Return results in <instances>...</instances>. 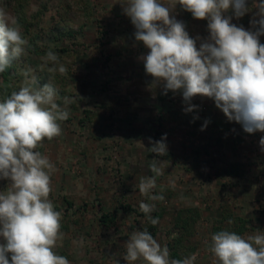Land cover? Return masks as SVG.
<instances>
[{
  "label": "rangeland",
  "instance_id": "rangeland-1",
  "mask_svg": "<svg viewBox=\"0 0 264 264\" xmlns=\"http://www.w3.org/2000/svg\"><path fill=\"white\" fill-rule=\"evenodd\" d=\"M121 2L0 0V7L6 8L11 18L17 20L22 14L26 21L42 27L44 38L43 28L49 30L58 23L66 22L76 31L75 36L61 41L52 37L38 40L59 55L66 74L41 70V56L25 52L20 61L28 67L21 68L13 80L20 88L23 71L31 68L35 86L51 84L58 94L57 103L69 112L68 119L60 122L61 135L45 139L37 149L54 164L49 199L60 209L62 226H66L61 229L64 236L56 252L70 264H128L124 260L125 242L150 222L139 208L143 201L155 204L151 217L161 214L154 238L169 252V242L174 244V238L182 233L174 227L177 215L183 209L196 208L200 215L195 231L186 234L178 247L186 250L185 257L196 254L194 264H213L211 236L226 214L247 220L242 236L264 233V150L259 145L264 132L246 133L210 98L194 97L190 103L197 108L185 112L189 105L182 92L164 94L162 85L145 72L140 57L148 49L135 40L136 29ZM247 6L249 11L240 18L232 10L225 15L232 16L231 22L237 26L255 31L250 22L259 19L255 15L258 9L254 0H247ZM172 15L185 24L190 37L201 38L198 47L209 37L207 20L193 18L179 5ZM19 26L28 41L37 32L36 26H29V33ZM259 39L264 43V35ZM164 134L167 154L157 156L148 150L152 146L149 138L159 141ZM224 151L239 159L233 162L243 160L244 175L230 177L242 180V190L233 189L235 182L228 180L223 187L233 185L223 192L213 185L217 181L221 185L218 177L222 179L221 173L231 163L224 164ZM153 162L162 167L163 174L156 177L150 194L163 195L162 201L149 200L137 187L141 177L155 175L150 171ZM216 163L223 170L217 169ZM194 168L199 169L198 187L191 182ZM8 183L0 180V191H5ZM67 200L74 203L70 209ZM128 205L133 210L125 208ZM106 211L116 212L115 224L100 222L101 213ZM81 238L82 245L78 243Z\"/></svg>",
  "mask_w": 264,
  "mask_h": 264
},
{
  "label": "clouds",
  "instance_id": "clouds-1",
  "mask_svg": "<svg viewBox=\"0 0 264 264\" xmlns=\"http://www.w3.org/2000/svg\"><path fill=\"white\" fill-rule=\"evenodd\" d=\"M121 5L136 29L135 40L148 49L140 57L145 72L162 85L164 94L182 92L189 105L185 112L197 108L190 103L194 97L210 98L246 133L264 132V43L259 39L264 35V0H254L259 19L250 23L255 31L237 26L232 16L225 15L232 10L236 18L244 16L249 11L247 0H122ZM177 5L193 18L207 20L210 35L199 47L201 38L190 37L185 24L172 15ZM27 45L21 27L0 7V73L25 53ZM40 60L41 70L67 73L52 50ZM32 72L31 68L23 71L19 91L0 102V180L9 182L0 191V264H70L56 252L64 234L62 213L49 199L55 167L37 151L45 139L61 135L60 122L68 119L69 112L57 103L58 94L51 84L35 86ZM166 135L159 141L149 138L152 146L148 150L157 156L167 154ZM259 145L264 150V137ZM150 171L155 175L140 178L139 193L151 201H162L163 195L150 193L163 169L153 162ZM139 208L152 225L159 223L158 217L149 215L155 204L141 201ZM78 243L82 245L83 238ZM125 248L128 264H194L197 259L196 254L170 258L168 247L147 229L133 232ZM209 251L213 264H264V233L244 237L221 230L211 236Z\"/></svg>",
  "mask_w": 264,
  "mask_h": 264
},
{
  "label": "trees",
  "instance_id": "trees-1",
  "mask_svg": "<svg viewBox=\"0 0 264 264\" xmlns=\"http://www.w3.org/2000/svg\"><path fill=\"white\" fill-rule=\"evenodd\" d=\"M44 9L46 10L47 7L43 6ZM41 11L39 12L40 15ZM17 23H19L18 25H21L22 27H25V31H27L29 33L28 27L33 25L36 26L35 28L37 29L36 34L33 35L32 38H30V41H28V45L25 48V52H29V53H34L36 55H40L43 56L48 49L44 48V47H49L48 44H39L38 40L43 37V34L40 32V28L38 25L32 23V22H28L26 21V18L24 15H20L18 17V19L16 20ZM46 31L45 33V38L44 39H48V37H52V39H56L57 41H61L63 39H67V38H71L73 36H75L76 31L70 26L68 25V23H58L57 25H53L51 26V28L49 30H44ZM24 32H22L23 34ZM25 34V33H24ZM23 56V54L18 58V59H14L11 63V66L8 67L4 73H0V101H3L4 99H6L8 96L11 95V93L13 91H19V86L18 83L14 84L13 80L16 77V75H19V70L21 68L24 69L27 68L28 66H25L21 63L20 59ZM159 134H162L161 132H159ZM156 137V136H155ZM158 137H156L157 139ZM244 168L246 169V167H244V163L242 162H231L226 169L224 170L225 174H228L230 176H243L245 171ZM68 201V207L69 209L72 208L74 206V203L71 200H67ZM125 208H127L128 210H133V208H131V206H125ZM57 211H59V208H56ZM143 213V212H142ZM144 215V213H143ZM152 218H157L160 217V213H156ZM200 213L198 212V210H196V208H187V209H183L179 212V214L177 215L176 219L174 220V227L175 228H179L180 231L182 230V233L179 234L178 237L174 238V244H172V242H169V248H171L172 250L170 251V255L172 257V259H183L185 258L187 252L186 250H182V248L180 249L178 247V245L182 242L183 237L187 234V236L189 234L194 233V226L196 224V221L198 220ZM118 218V215L116 214V212L113 211H106V212H102L101 216H100V222L106 226H111L113 224L116 223ZM232 221V223H229V221ZM221 226H215L214 227V231L218 232L221 230H228V231H232L235 232L239 235H243V233L246 230V223L247 220H245L243 217L241 216H233L231 214H226L221 220ZM157 224L156 225H152L149 222V226L145 227L144 229H147L154 237V235L156 234V229H157ZM62 227H66L65 225ZM225 227V228H224ZM224 228V229H223ZM143 229V230H144ZM175 245V246H174Z\"/></svg>",
  "mask_w": 264,
  "mask_h": 264
},
{
  "label": "crops",
  "instance_id": "crops-1",
  "mask_svg": "<svg viewBox=\"0 0 264 264\" xmlns=\"http://www.w3.org/2000/svg\"><path fill=\"white\" fill-rule=\"evenodd\" d=\"M228 140V139H227ZM237 147L234 145V149H236ZM222 149H224V147L222 146ZM232 150H233V147L231 148ZM238 149L240 150V148L238 147ZM242 150V149H241ZM224 154H226V156L224 155V160L226 161V162H224V164H226V163H228L229 161L230 162H233V161H237V160H239L237 157H232V154H231V152H229V151H224ZM231 154V155H230ZM240 162H243V160H240ZM193 165H195V164H193ZM217 169H220V171L221 170H223V168L221 167V165L219 166V164L218 163H216V166H215ZM193 170V179H192V181L191 180H189V181H191L192 183H193V185L196 187H198V185H197V178H198V171H199V169H196V168H194V169H192ZM217 175V174H216ZM221 176H222V179H220L221 177H218L219 179L218 180H220V181H222L221 182V185L218 183L219 181H217V182H213V185H215L216 187H217V189L219 190V191H221V192H223V188L225 189V188H227V187H230L231 188V186L233 185L232 184V182H231V186H227V185H224V187H223V184H226V183H224L226 180H228V181H233V182H235V184L232 186V188L233 189H237V190H242V187H243V182H242V180L240 179V178H230L231 176L229 175V176H227L226 174H224V173H221ZM234 177V176H233ZM237 184H240V186H241V189H240V186H238ZM237 185V186H236ZM195 189V188H194ZM242 194V193H241Z\"/></svg>",
  "mask_w": 264,
  "mask_h": 264
}]
</instances>
